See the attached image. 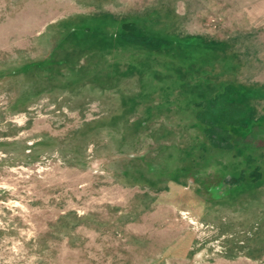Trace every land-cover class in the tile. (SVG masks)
I'll use <instances>...</instances> for the list:
<instances>
[{"label":"rangeland","instance_id":"rangeland-1","mask_svg":"<svg viewBox=\"0 0 264 264\" xmlns=\"http://www.w3.org/2000/svg\"><path fill=\"white\" fill-rule=\"evenodd\" d=\"M0 264H264V0H0Z\"/></svg>","mask_w":264,"mask_h":264},{"label":"trees","instance_id":"trees-1","mask_svg":"<svg viewBox=\"0 0 264 264\" xmlns=\"http://www.w3.org/2000/svg\"><path fill=\"white\" fill-rule=\"evenodd\" d=\"M152 43H154L155 45L153 46V47H149V48H152L154 51H156V50H163L162 49V46H168V47H164V48H166L165 50H168L169 48H170V46H172V44L169 46V44L170 43H165V41H162V40H155V39H153V42ZM161 47V48H160ZM227 85V84H226ZM225 88H226V86L224 87V89L221 91V93L223 94L226 90H225ZM227 88H229L227 91H226V93L225 94H227L226 95V98H227V100H228V97H232L233 95H235V94H233V92L235 93V89L234 88H232V86H230V84L229 85H227ZM232 100V99H231ZM228 103H229V105H236V102L235 101H230V100H228ZM243 108H244V110L243 111H245L246 110V106L244 105L243 106ZM244 114V113H243ZM239 118H242V116H241V114H240V117ZM231 123V122H230ZM245 124V123H243V122H241L240 121V119H235V123H231V124H233V125H237V124ZM258 176L259 175H255V177H256V179L258 178Z\"/></svg>","mask_w":264,"mask_h":264},{"label":"flooded vegetation","instance_id":"flooded-vegetation-1","mask_svg":"<svg viewBox=\"0 0 264 264\" xmlns=\"http://www.w3.org/2000/svg\"><path fill=\"white\" fill-rule=\"evenodd\" d=\"M214 188V187H213Z\"/></svg>","mask_w":264,"mask_h":264}]
</instances>
